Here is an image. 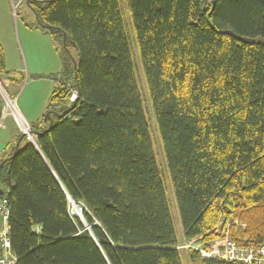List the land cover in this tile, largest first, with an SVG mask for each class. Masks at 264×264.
Here are the masks:
<instances>
[{
	"label": "trees",
	"instance_id": "16d2710c",
	"mask_svg": "<svg viewBox=\"0 0 264 264\" xmlns=\"http://www.w3.org/2000/svg\"><path fill=\"white\" fill-rule=\"evenodd\" d=\"M126 0L185 239L264 241V0ZM61 57L0 159L17 264H182L118 0H26ZM77 52L72 62L69 52ZM0 74L7 70L0 44ZM22 79V78H21ZM77 98L69 101L70 88ZM1 109V103H0ZM42 125V126H41ZM19 138V137H18ZM68 197L85 206L81 221ZM243 242V241H242ZM191 264H224L189 253Z\"/></svg>",
	"mask_w": 264,
	"mask_h": 264
},
{
	"label": "rangeland",
	"instance_id": "374dc122",
	"mask_svg": "<svg viewBox=\"0 0 264 264\" xmlns=\"http://www.w3.org/2000/svg\"><path fill=\"white\" fill-rule=\"evenodd\" d=\"M121 10L122 18L125 24L127 37L132 47V53L135 58V76L136 82L139 87L141 96L142 108L148 124L149 138L154 152L156 166L159 172L163 184L165 187L166 198L169 204V210L173 221L175 234L178 242H183V234L181 221L178 214L177 205L174 198L173 189L170 183L169 174L167 170L166 160L162 149V144L159 138L158 130L155 123L154 112L152 109L150 97L148 94L146 81L142 72L141 65L138 60V52L135 42L133 25L129 15V11L126 6V0H118ZM17 0H13L12 3L8 0V12L9 20L2 21L0 24L1 29V41L5 46L4 61L6 68L9 65H14L16 69L15 77L18 78V82L11 81L15 88V96L13 97L10 90V84L6 88L7 94L10 98H14L16 107L21 111L24 105L30 108H35L36 105L45 103L47 104L50 96L49 92L43 102L42 98L44 93L48 90L49 84L54 85V78L58 74L56 73V67H61V57L59 54L58 45L53 41L52 37L46 31H42L43 35L30 36V42L32 45L33 55L30 59V55L27 54V49L24 46L23 40L19 39L18 31L20 32V24L25 23L28 26L37 27L36 19L30 9H27L26 5H15ZM11 26V29L7 27V24ZM38 34V33H37ZM11 44L10 51L7 50L8 39ZM69 52L72 56V62L78 61L77 52L70 49ZM11 79V77H8ZM22 78V79H21ZM45 112H43V115ZM27 121L32 124L33 122L27 118ZM18 131L14 123V119L9 115L5 120V127L0 132V159L6 157L14 147L15 141L18 139ZM25 139L21 140L20 147L25 143ZM8 186L5 183L0 182V191H6ZM72 210V208H71ZM198 240V239H197ZM198 242H200L198 240ZM179 255L182 264H191L186 252L180 250Z\"/></svg>",
	"mask_w": 264,
	"mask_h": 264
},
{
	"label": "bare ground",
	"instance_id": "6f19581e",
	"mask_svg": "<svg viewBox=\"0 0 264 264\" xmlns=\"http://www.w3.org/2000/svg\"><path fill=\"white\" fill-rule=\"evenodd\" d=\"M73 63H75V62L73 61ZM6 78H8V77H6ZM11 81L12 80L9 79V84H10ZM54 82H56L58 85H62L63 84L62 83V80L60 79V77L54 78ZM56 83H54V86L56 85ZM65 87L66 88H70L71 87V84L70 83H67V84H65ZM76 98H77V91L75 89H71L70 88L69 101L70 102H73ZM13 103L11 105L18 112H20L18 110V108L16 107L15 100H13ZM2 107H3V105H1L0 112L2 110ZM49 114H50V116H52L53 112L52 113H49ZM46 122L48 123V121H46ZM29 125L31 126V131L33 133V137H31L29 140H27L24 134H22L21 132H18L19 138H21V140L22 139H25L26 142H29L30 144H32L38 150V146H37V142H36V139H37L36 132L34 131L32 124L29 123ZM18 139L15 141L13 154H15L17 152V150L20 148L21 140H20L19 146H18V148H17V150L15 152V145H16V142L18 141ZM7 192H8V189L6 191H0V195H6L7 196ZM68 200H69L68 201V211H69V214L71 216H74V217L78 218L81 221V223L83 224L84 228L89 233H91V226L89 224H87V222L85 221V219L83 217V211L85 210L84 204L82 202H80V201L74 202L69 197H68ZM8 205H9V202H8ZM71 208H72V210H71ZM9 214H10V209H9ZM8 226H9V215H8ZM234 226H235L234 232L242 233V235H243L242 236V241L243 242L240 241V240L237 241L234 238H228V239L232 240L235 243L236 247H237V248H235L231 252L220 251L221 256L223 258H225L228 262H225V261H223L221 259H214L212 257V255H211V253H210V250L209 249L211 247L214 248V249H216V250H219V247L216 244H219L220 241H213V242H210V243H203L205 245V249H207L206 255H202V253L200 251L195 250L193 248L190 249L189 246H187V245L190 244V242L192 240H194V239H185L184 237H183L184 238V241L183 242H178L177 241L176 246H175V249L178 251V254H179V251L180 250L186 252V255H188L189 258H190V256H189V253L190 252H196L198 258H200V259L221 262V263H224V264H264V241H262L260 243H257V244L256 243H252L251 241H249L248 240V237L244 234V230H246V225L243 222H240V221H237L236 220L235 223H234ZM5 252L11 258L14 259V264H17V256H16L14 250L12 249L11 241H10V247L8 249H5ZM249 254H250L251 258H252L251 261L247 259V257L249 256ZM238 258L243 259V261H236ZM190 262H191V260H190Z\"/></svg>",
	"mask_w": 264,
	"mask_h": 264
},
{
	"label": "built area",
	"instance_id": "2783aa9c",
	"mask_svg": "<svg viewBox=\"0 0 264 264\" xmlns=\"http://www.w3.org/2000/svg\"><path fill=\"white\" fill-rule=\"evenodd\" d=\"M11 3L13 0H10ZM23 0H17V4L20 5ZM56 83V82H55ZM9 84V79L2 76L0 74V102L3 105L2 110L0 112V132L5 127L6 118L11 115L14 119V123L16 125L17 131L21 132L25 135L26 139L29 140L33 137V133L31 131V126L29 123L22 117L20 112H18L11 104L13 103L14 98H10L7 94L6 88ZM57 84V83H56ZM12 99V100H11ZM14 104V103H13ZM8 215H9V205H8V197L6 195H0V264H14V259L11 258L6 252L5 249L10 247V237H9V226H8ZM230 237H225L220 241L219 244H216L219 247V250L214 248H210V253L214 259H221L225 262H228L225 258H223L220 254V251L231 252L236 247L235 243L228 239ZM200 241V240H199ZM190 249L198 250L202 253V255H206L207 249H205V245L197 239H194L188 244ZM248 260L251 261V256L247 257ZM236 261H243V259L238 258Z\"/></svg>",
	"mask_w": 264,
	"mask_h": 264
},
{
	"label": "crops",
	"instance_id": "0c3cea01",
	"mask_svg": "<svg viewBox=\"0 0 264 264\" xmlns=\"http://www.w3.org/2000/svg\"><path fill=\"white\" fill-rule=\"evenodd\" d=\"M21 5H26L25 7L27 9H30V7L27 5L26 0H24L21 3ZM34 17H35V15H34ZM6 20H9L8 0H0V24L2 23V21H6ZM6 24H7V27L9 29H11V26L8 25V23H6ZM20 28H21L20 32L18 31V35L20 34L19 35V39L21 38V40H23L24 46L27 49V54L30 55V59H31L32 58V55H33V51H32V45H31V43H29L30 42V36H33V35H43V36H45V34L42 32L44 30H42L39 26H37V27L31 26L30 27V26L26 25L25 23L20 24ZM0 44L2 46L3 53H4L5 58H6L5 46L2 43V41H1V29H0ZM10 49H11V44H10V41L8 39V47H7V50L10 51ZM14 68H16V67H14V65H9V67L7 68V70L16 72L15 71L16 69H14ZM55 70H57L56 73H59L60 70H61V67H56ZM12 76L15 77V75H12ZM53 88H54V85L51 86V84H49L48 90L44 93L43 97L40 98V99H42L43 102L45 101V98H46L47 94L49 92H51L53 90ZM10 90H11L10 92H11L12 96L14 97L15 94H16L15 93L16 91H15V88L13 87V84L12 83H10ZM45 107H46L45 106V103L36 105L35 108H30L29 106L24 105L23 109H21V111L20 110L19 111H20V113L22 114V116L26 120H27V118H29L33 123H35V122H37V121H39L41 119V117L43 115V112H45Z\"/></svg>",
	"mask_w": 264,
	"mask_h": 264
},
{
	"label": "water",
	"instance_id": "95a60500",
	"mask_svg": "<svg viewBox=\"0 0 264 264\" xmlns=\"http://www.w3.org/2000/svg\"><path fill=\"white\" fill-rule=\"evenodd\" d=\"M211 4H212V6H211V11H212V10H213V7H214V4H215L214 0L211 2ZM52 116L59 117V114H57V113H53ZM52 116H50L49 113H46V114H45L44 122L48 121V127H47L46 131L49 130L50 126L52 125ZM20 140H21V138H19L18 141L16 142V145H15V152H16L18 146H19V142H20Z\"/></svg>",
	"mask_w": 264,
	"mask_h": 264
}]
</instances>
